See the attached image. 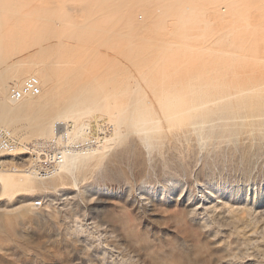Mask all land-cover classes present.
Masks as SVG:
<instances>
[{
    "label": "rangeland",
    "instance_id": "374dc122",
    "mask_svg": "<svg viewBox=\"0 0 264 264\" xmlns=\"http://www.w3.org/2000/svg\"><path fill=\"white\" fill-rule=\"evenodd\" d=\"M58 1L64 0H33V11L40 13L35 15L49 17L46 24L53 31L52 37L48 39L53 43L51 51L54 54L56 50L54 56L57 55L58 58L72 57V65L67 71L72 78L78 77L84 82L95 81L96 77L106 74L109 67L116 70L115 77L123 67L124 71L121 72L124 75L121 73L122 76H116L118 80H114L119 81L126 77L125 80L131 84L138 82L156 107V91L163 88L178 90L188 97L187 92L191 88L202 91L204 83L211 79L212 82L216 81L215 84H207L203 90L258 87L256 91L264 101V40L257 45L245 44L244 47L239 44H230L229 47L227 42L221 45L211 43L220 36L218 31L221 28H227L226 31L223 30L225 33L232 24H240L227 22L230 19H227L228 9L225 12L227 21L220 20L216 23L215 26L220 29L216 34L213 32L210 40L205 43V46L213 48L212 52L216 49L218 52H210V55L204 56V60L201 57L200 61L195 60L197 54L188 58L170 56L166 67L153 70L155 66H151L153 73L152 76H148L150 73L147 75L151 78L147 83L142 79L140 71L144 61L138 60V56L130 55L124 58L120 54L116 55L117 51L107 53L109 46L117 45L114 46L115 49H120L126 37L118 36L121 32L127 34L128 40L134 42H139L140 38L142 42L146 37L145 41H155V38L160 37L147 30L141 33L132 31L126 24L128 18L124 15L127 16L129 10V17L137 19L138 22L146 20V14L140 8L143 0H82V4L79 0H65L60 2L61 5ZM122 9L126 13L122 12ZM117 10V15L112 16ZM250 11L251 23L254 26L260 21L262 13L264 15V8L260 11L252 6ZM64 19L67 23L73 21L74 29L68 27ZM262 19L263 23L260 21L257 24L261 23L258 27H263L257 29L255 25V30H264V18ZM76 25L79 27L76 28ZM240 25H243V22ZM70 29L72 31H69ZM130 30L133 34H130ZM221 33L222 31L219 34ZM60 39L64 40L61 41L63 43L84 40L83 42L92 46L98 45L104 53L89 57L90 59L83 53L72 55L67 48L60 49ZM36 49L37 46H34L22 54L6 57L0 72L4 71L6 76H12L21 71L18 69V63H13L24 59L26 55L28 57L29 53H34ZM63 49L67 51L62 52ZM250 50H255L257 54L260 50V57L257 59V54H252L251 60L247 59L246 55L251 54ZM232 51L238 54L230 53ZM178 59L180 63L177 62ZM166 69V73L171 74L170 78L167 75L165 80ZM195 75L199 78H195ZM28 76L30 74H26L24 79ZM151 82L156 83V88L159 89L154 88ZM165 83L166 86L163 85ZM11 85L10 87L13 86ZM230 107L235 109V105ZM230 107H223L219 116L216 114L217 116L210 117L211 122L207 126L215 125L216 129L213 128L215 134L212 132L208 137L195 136L194 133L198 134L199 125L192 122L171 127L167 125V128L165 123H160L155 129L144 131V134L151 137L150 146L137 134L122 143L109 142L110 148H106L102 164L88 171L90 173H87L85 180L81 177L77 182L68 179L65 184L62 182L63 184L48 189L21 190L11 197L3 195L0 189V264H264V106L263 102H256L253 110L250 108V111H244L248 112L247 114L243 111H230ZM226 108L230 111L229 114ZM257 108L260 111L256 110ZM222 112L228 115L224 116ZM222 114L229 119L227 117L225 120ZM230 118L232 122L229 121ZM221 123H227L228 129ZM102 125L112 126L110 123ZM194 126H198L197 131ZM29 128L26 130L29 131ZM192 131L195 132L191 133ZM197 138H200L201 144ZM202 138L208 140L204 141ZM36 139L27 136L23 141ZM89 139L96 146L95 140ZM26 156L27 154L22 153L14 159L21 161ZM173 185L174 191L171 188ZM203 194L208 198H203ZM39 200L42 201V206L35 207V217L24 219L13 213L15 208ZM206 202L212 203L213 210H205ZM8 215L11 216L10 219Z\"/></svg>",
    "mask_w": 264,
    "mask_h": 264
},
{
    "label": "bare ground",
    "instance_id": "6f19581e",
    "mask_svg": "<svg viewBox=\"0 0 264 264\" xmlns=\"http://www.w3.org/2000/svg\"><path fill=\"white\" fill-rule=\"evenodd\" d=\"M64 1L62 2L60 1V2L63 3ZM68 1L66 3H68ZM79 1H81L80 3L82 4V0ZM143 1L144 2L140 3V8H142L143 12L146 14V20H143L144 22L141 21L142 22L141 23L138 22L137 19L131 18V16L129 17V14L131 13V11L129 10L130 13L128 11V15L127 16L124 15V17L128 18V19L125 18L127 20L126 24L128 28L131 29L132 31H138L141 33L147 30L150 31L151 33H155L158 37L160 35V37L158 39L155 38V41H152L151 39L150 41L149 40L145 41L147 39L146 37L145 40L142 42H140L142 38H140L139 42L138 41L134 42L131 39H130L131 41L128 40L127 34H123L121 32V34L118 36L123 37L124 35L126 36L125 38H127L128 41H126V39L124 38L125 42L123 41L124 43L123 42L122 44L120 43L121 44L120 49L119 47L115 49L117 45L116 46L114 45L115 47L109 46L107 53H109V51L111 52L117 51L115 52V54L116 55L120 54L124 58L129 57L130 55L138 56V60L144 61V66L141 68L140 71H141L142 79L147 83H149V80L151 79L148 76H150L151 73H153L151 66H155L153 70L161 67H166V65H168V61L171 58L170 56H174V57L185 56L188 58L194 54L195 55L197 54L198 57L195 56L197 58V59L195 58V60L197 61L201 57L203 59L206 54L210 55L215 51L218 52L217 51L218 49L216 48H215L216 50L212 52L213 48L211 46H205V43L207 40H210V36L212 37L211 34L213 32H215L216 34L217 31L220 29L215 26L216 23H218L220 20H226V16H225L226 9H228L227 19H229L230 17L228 21L226 20L227 22L232 21L234 22V24L236 23L241 24V22H243V25L236 24L233 26V24L232 25L230 24L231 25L230 28L225 33L223 32L224 29L221 28V30L218 31V35L220 36H217L213 41L211 40L212 41L211 43L215 45L216 44L221 45L222 43L227 42L226 45L229 44L228 45L229 47L234 44L236 45L239 44V46L241 45L240 47H244L245 44L257 45L259 44V42H262L264 40V30L262 32L257 30L260 27V26L258 27V25L261 24V23L260 24L257 23L260 21L263 23V19H262L264 18L263 13L261 15L262 20L259 18L260 21L255 23V25L258 28L255 25L254 26L252 25L251 23L252 19H250L251 7L254 6L260 9L261 11L264 8V0H143ZM60 2L58 1L59 5H61ZM47 8L50 9L49 7ZM127 8L129 9L128 6ZM117 12L118 10L116 12H113L112 16H114L113 14H116ZM122 12L126 13V11H124L123 9ZM36 13L37 12L35 10L33 11V0H0V68L2 67V63L4 62V59L6 57L11 55H16L19 53L22 54V52L24 53L26 51L31 50L34 46L35 47L37 46V49L35 50L34 53H29L28 57H26L27 56L26 55L24 59L18 60L15 63H13V64L18 63V69L21 71L17 72L16 74H13L12 76L9 75L6 76L5 73H3L4 71L0 72V130H7L8 132H10L13 136L14 141L17 143V152H15L14 154H0V189L3 195L6 194L11 197L21 190L32 191L36 188L48 189L49 187L51 186L54 187V185L57 184H63V183L65 184L66 183L65 181H67L68 179L74 180L73 182H77L78 178L81 177L85 180L88 171L93 169L94 166L96 167V165L102 164L101 162L109 142L113 141L116 144L122 143L128 137L137 134V135H141V139L144 142H146L147 146H150V144L152 143V142L150 143L151 137H149V135L147 134H144V131L155 129L160 125V123H165L167 128L168 126L171 127V125H176V124L184 125L188 122H192L195 125L198 124L199 128H198V134L194 133L195 131H197L196 127L198 126L196 127L194 126L196 130L194 132L192 131L191 133H194L195 136L198 135V137H202L204 135L208 137L210 133L213 132V128H215V125L212 124H210V126H207L211 122L209 121L211 120L210 117L216 114H218L219 116L220 115L219 112L221 108L235 105L234 110L231 107L228 108V110L230 109V111L244 112V111H248L250 108L253 110L254 104L260 101L263 102V106H264V101H262L263 97H261V94L256 91L258 87L254 89L251 88L249 89L248 87L244 89L242 88L235 90L225 89L220 91H219L220 88L219 89L217 88L218 89L217 91L213 89L203 90L207 84L208 85L215 84L216 81L214 80L215 82L214 81L212 82V79L208 83H204L205 85L202 83V85H204L202 91L201 89H198V91H196L197 89L193 90L192 88L190 91L187 90L188 97H185L184 96L185 94L183 95L182 92L178 90H166L165 88H163V90L161 91H156L155 95L157 94L156 96L157 102L155 101V104L157 103L158 106L156 107L155 105L152 104L153 102L148 99L149 96L148 94L147 95L145 94L144 87L143 86L141 87L138 84V82L131 84L127 80H125L126 77L122 78V80L119 81L114 80V78L117 79L116 76L117 77L122 76L121 71H124L123 67L120 68V71L118 70V75L116 74L115 77H114V73L116 70L113 69L114 67L113 68L109 67V69H107V73L105 72L106 74L96 77L95 81H92L90 79L91 82H84L81 81V79L78 77L72 78L70 77L69 74L70 72L69 73L67 72L70 65H72L73 62L71 59L72 57L68 59V58H58L56 57L57 55L54 56V54H56L55 53L56 50H54V54H53V52L51 51L53 48V43L51 44V42H49L50 40H48L49 38L52 37V33H53L52 28H49V26L46 24V21H48L49 17L35 15ZM211 13L212 15L209 16V14ZM85 20L87 21V19ZM65 23L67 22L65 21ZM170 23L173 25L169 26L168 24ZM67 24L68 27L70 28L74 26L73 21L68 22ZM66 26L67 25H65V27ZM261 26L263 27V25ZM77 27L79 26L76 25V28ZM255 28H257L256 29L257 31L255 30ZM226 29L224 31H226ZM253 29L254 32L252 33ZM131 30L129 31L130 34L132 33ZM69 31H72V29H70ZM221 31L222 33L219 34ZM258 31L260 32L258 34L260 38L256 34ZM240 32H245V33L242 34ZM72 33L75 34L74 31ZM113 33L116 34L114 31ZM128 36H130L129 33ZM61 41L64 40L60 39V42L58 44L59 47L60 45H62L60 49L67 48L72 55L83 53L87 58L89 57L92 58L93 56L99 54L101 55V53L103 52V51L101 52L100 47H98V45L92 46V44L88 42H83L84 40L82 41L72 40L71 42L69 41L65 43ZM120 44H118V46ZM54 45L56 46V44ZM64 50L66 49H63L62 52H65ZM258 52H259L258 53L259 56L255 50L251 51V54L246 53L247 54L246 56H248L247 59L251 60L250 56L252 54L253 55L257 54V59H258V57H260V50ZM230 53L236 54V52L233 51ZM62 55L64 56V54ZM116 55L115 57L117 58L118 56ZM58 56H60V53L58 54ZM111 57L113 58L114 56L112 55ZM236 59L239 60L238 58ZM177 62H179V59ZM176 66H178V64ZM92 67L93 68L95 67L94 64ZM77 69L80 70L79 68ZM164 71L166 73L167 69ZM201 71H203V69ZM174 73L176 72L174 71ZM26 74H30V76H36L37 78H39L40 86H41L40 93L36 95L25 96L24 98L17 101L11 99L10 89L12 87L21 86L24 80L26 79V78L24 79ZM167 75H168L167 73L166 75H164L165 80ZM172 77H174V75ZM169 78H167V80ZM195 78H199L198 75H195ZM10 84H12L13 86L11 85L12 87H10ZM151 84H153L155 86L154 88H156V83L151 82ZM163 85L166 86L167 84L165 83ZM163 85L161 86V88L163 87ZM191 85L194 86V84ZM235 85L233 86L234 88H236ZM9 87L10 89L8 90ZM216 95H218V97H215ZM257 104H261V103H257ZM259 108H257L256 110H258ZM262 109L264 110V108ZM225 110H227V108ZM230 111H228L227 113L229 114ZM247 113L248 112H246L245 114ZM223 114L221 116H223ZM226 114H224V116ZM231 115L232 114L230 113V116ZM227 117H224L225 120H227ZM229 121L232 122L231 118ZM61 123L67 125L70 143L83 142L85 144V142L88 141V145H85V147L81 149H76L74 151L68 152L65 156L63 163L58 167L57 171L51 176H40L35 172L30 171L29 170L30 157L28 155L29 145H32L33 143H37V142H47L50 139H52L53 136L55 135L57 124H61ZM106 123L112 124V126H110L112 128L107 127L105 125L104 127H102L103 126L102 124H106ZM227 123H224L225 125L224 124L222 125L226 127ZM229 125H231V123ZM187 126L189 125H186V127ZM192 126L193 125H191V128ZM224 126H222V128ZM27 128H29L30 130L29 131L26 130ZM192 130H194V128ZM182 131H183V127H182ZM151 135L153 134L151 133ZM160 135L162 137L164 136L162 133H160ZM27 136L28 138L36 137L37 139L30 142L27 141L24 142L23 140H25ZM82 137H89L95 140L96 146L92 144L91 142L92 140H90L89 138L86 140H82L81 139ZM199 139L197 138V141ZM206 140L208 139H205L204 141ZM158 141L160 140L158 139ZM201 142L202 141H200V144ZM131 144L132 142L130 143V146H132ZM159 144H157V147L159 146ZM163 144L161 146H163ZM108 148H110V146ZM130 148L131 147H129V150L131 151ZM22 153L27 154V156L22 158L21 161L18 160L15 161L14 158L19 157V155L21 156ZM7 157H11V158L8 159ZM19 165H23L24 167L20 168L21 166ZM174 187L175 185H173L171 188L173 189ZM142 196L145 195L142 194ZM203 198L207 199L208 196L206 194H203ZM35 202L34 203L29 202L19 207L18 209L15 208L16 211L14 210L11 211H14L13 213H16L21 218L28 219V217H33L37 213L35 208L37 206H35ZM204 205H205L204 207L205 210L207 211L213 210L212 203L209 204L208 202H206Z\"/></svg>",
    "mask_w": 264,
    "mask_h": 264
},
{
    "label": "built area",
    "instance_id": "2783aa9c",
    "mask_svg": "<svg viewBox=\"0 0 264 264\" xmlns=\"http://www.w3.org/2000/svg\"><path fill=\"white\" fill-rule=\"evenodd\" d=\"M41 91L40 80L36 76H29L21 86L10 89V97L20 100L28 95H36ZM88 142L70 143L66 124H57L56 132L47 142H37L29 145V170L40 176H51L63 163L68 152L81 149ZM17 152V143L7 130H0V154H14ZM35 206L41 207L42 201H36Z\"/></svg>",
    "mask_w": 264,
    "mask_h": 264
}]
</instances>
